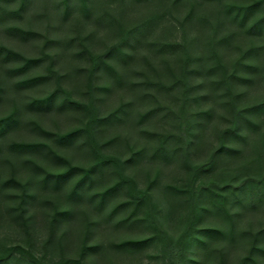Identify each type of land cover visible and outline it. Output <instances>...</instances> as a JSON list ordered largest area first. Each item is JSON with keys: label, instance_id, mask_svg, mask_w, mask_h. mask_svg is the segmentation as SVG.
Segmentation results:
<instances>
[{"label": "rangeland", "instance_id": "374dc122", "mask_svg": "<svg viewBox=\"0 0 264 264\" xmlns=\"http://www.w3.org/2000/svg\"><path fill=\"white\" fill-rule=\"evenodd\" d=\"M263 1L0 0V264H264Z\"/></svg>", "mask_w": 264, "mask_h": 264}, {"label": "trees", "instance_id": "16d2710c", "mask_svg": "<svg viewBox=\"0 0 264 264\" xmlns=\"http://www.w3.org/2000/svg\"><path fill=\"white\" fill-rule=\"evenodd\" d=\"M264 2V1H263ZM251 7H245L244 8V14H246L245 11H248ZM243 9V7L241 8V10ZM248 14V12H247ZM247 15H245L246 17ZM263 23V19L257 21L256 26L258 25H261ZM12 30H15L16 32H23L24 34H29L28 32L26 31H23L22 29L16 27V26H13L11 28ZM213 46L211 48V53L214 54L216 52L215 50V46L217 44V41H213ZM160 49L162 48V50L164 49H170V51L174 50L175 48H184L185 47H188L189 46V43L187 44H184V45H181L179 42H176V41H169V42H163V43H160ZM6 51V56H17V53L11 51V50H7L5 49L4 47H0V52H3V51ZM27 62H32L31 60H27ZM225 68V67H224ZM227 68H225L223 71V74L222 76H220V78L218 79V83L220 84H226L228 83V81L230 79H232L233 76H235V73H232L230 76L228 77H224L227 75V71H226ZM238 79L242 80V81H248V78H242V77H237ZM32 80H35V79H29L28 81H32ZM250 80V79H249ZM186 96V94H185ZM183 100L184 102H187L185 97H183ZM44 100H33L34 103H42ZM264 107V102L263 103H259L257 105H254L252 107L253 108H263ZM249 110V109H248ZM208 113V111L206 112ZM114 114H111L109 115L108 117H106L105 119H109L110 117H112ZM11 118L9 116L7 117H1L0 118V125H5V124H8L10 122ZM170 136L169 137H165L163 139V143H161V146L158 147V152L159 153H164L166 152L168 149L166 148V144L167 142L170 140ZM14 146L16 148H19V149H29V148H36L38 147L39 145L38 144H29V143H15ZM201 168H204V166H199L198 169H201ZM92 171V168L87 170V174L88 175L90 172ZM70 173V171H67V175ZM85 178V177H84ZM248 182L247 181H244L242 182L241 184H239L237 187H234L235 189H241L245 184H247ZM109 191H106L103 196H106V194L108 193ZM219 230H216V229H213V228H195V227H191L188 229L187 232H185V234L183 235L182 237V240H181V248H179V252L176 254V255H173L172 253L168 252L165 248H161V250L154 254V255H151L150 258L151 260L154 261V264H174V258H177L179 259L180 261V264H188L189 262H194L190 257H189V249L190 247L195 244V242H198V243H203L205 242L204 241V238H213V237H217L219 235ZM155 240H158V242L160 241V236H149V237H146L144 239H141L139 241H136L134 242L133 244H135V246H149L151 245Z\"/></svg>", "mask_w": 264, "mask_h": 264}]
</instances>
